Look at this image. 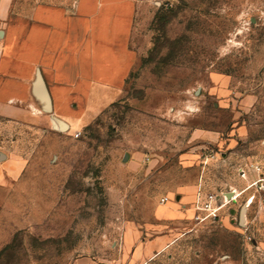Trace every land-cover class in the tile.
<instances>
[{
  "label": "rangeland",
  "instance_id": "obj_1",
  "mask_svg": "<svg viewBox=\"0 0 264 264\" xmlns=\"http://www.w3.org/2000/svg\"><path fill=\"white\" fill-rule=\"evenodd\" d=\"M132 2L136 62L120 98L79 135L53 113L0 116V151L22 166L0 182V264L86 255L109 264H264L263 190L239 195L217 217L196 202L199 194L220 202L247 187L251 163L264 167V0ZM196 189L191 214L175 217L187 206L177 197L191 200Z\"/></svg>",
  "mask_w": 264,
  "mask_h": 264
},
{
  "label": "crops",
  "instance_id": "obj_2",
  "mask_svg": "<svg viewBox=\"0 0 264 264\" xmlns=\"http://www.w3.org/2000/svg\"><path fill=\"white\" fill-rule=\"evenodd\" d=\"M134 12L132 0L35 5L0 0V116L24 121L53 113L52 118L66 123L65 130L79 135L120 98L130 77L137 58L130 46ZM38 71L52 112L33 92ZM21 168L18 160L12 162L0 151V182ZM197 192L191 200L177 197L187 206L175 217L191 214L188 203L192 205ZM71 264L109 263L86 255Z\"/></svg>",
  "mask_w": 264,
  "mask_h": 264
},
{
  "label": "built area",
  "instance_id": "obj_3",
  "mask_svg": "<svg viewBox=\"0 0 264 264\" xmlns=\"http://www.w3.org/2000/svg\"><path fill=\"white\" fill-rule=\"evenodd\" d=\"M249 170L253 172L255 175L253 179L248 180V170L246 168L240 169V176L246 180H248L249 184L244 189L240 190V195H243L250 189L255 188L256 191L259 189L264 191V167H262L260 164L257 163H251L249 166ZM235 191V190H234ZM234 191L229 193H223L221 200H217V198L213 194H209L206 198V200H202L201 194L197 196V209L201 211H207L206 216H213L217 217L218 212L226 207L229 203L232 201H236L237 199H234ZM256 191L255 193L250 194L246 200V206L251 205L255 201L256 197ZM169 197L165 196L162 198V202H168Z\"/></svg>",
  "mask_w": 264,
  "mask_h": 264
},
{
  "label": "water",
  "instance_id": "obj_4",
  "mask_svg": "<svg viewBox=\"0 0 264 264\" xmlns=\"http://www.w3.org/2000/svg\"><path fill=\"white\" fill-rule=\"evenodd\" d=\"M33 92L43 102L44 109L47 112H52V106H51V102H50L49 92L46 88L43 77L39 71L37 72V75H36V80L34 82ZM53 121H54V124H56V123L59 124L62 127V129H66L67 125L62 120L53 118ZM243 213H244V210H242V214Z\"/></svg>",
  "mask_w": 264,
  "mask_h": 264
},
{
  "label": "bare ground",
  "instance_id": "obj_5",
  "mask_svg": "<svg viewBox=\"0 0 264 264\" xmlns=\"http://www.w3.org/2000/svg\"><path fill=\"white\" fill-rule=\"evenodd\" d=\"M239 195H240V192H236V193L234 194V199L237 198Z\"/></svg>",
  "mask_w": 264,
  "mask_h": 264
}]
</instances>
